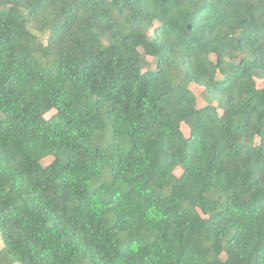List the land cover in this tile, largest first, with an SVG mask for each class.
Segmentation results:
<instances>
[{
  "label": "trees",
  "instance_id": "1",
  "mask_svg": "<svg viewBox=\"0 0 264 264\" xmlns=\"http://www.w3.org/2000/svg\"><path fill=\"white\" fill-rule=\"evenodd\" d=\"M0 264H264V0H0Z\"/></svg>",
  "mask_w": 264,
  "mask_h": 264
},
{
  "label": "rangeland",
  "instance_id": "2",
  "mask_svg": "<svg viewBox=\"0 0 264 264\" xmlns=\"http://www.w3.org/2000/svg\"><path fill=\"white\" fill-rule=\"evenodd\" d=\"M151 63H152L151 59L147 58L148 67L152 66ZM188 88H190L192 90V92L196 95L198 105L203 106L205 104H208V103L210 104L211 103V101L209 99H207V98H205L206 99V102H205L203 96L200 94L201 93V88L194 86V84L188 85ZM50 161H51V159H44V160H42L41 164L42 165H47V164H49Z\"/></svg>",
  "mask_w": 264,
  "mask_h": 264
}]
</instances>
